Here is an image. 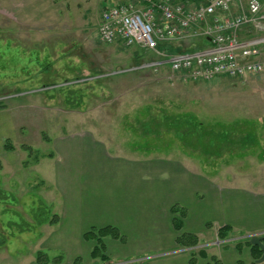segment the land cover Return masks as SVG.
Wrapping results in <instances>:
<instances>
[{
  "label": "rangeland",
  "instance_id": "obj_1",
  "mask_svg": "<svg viewBox=\"0 0 264 264\" xmlns=\"http://www.w3.org/2000/svg\"><path fill=\"white\" fill-rule=\"evenodd\" d=\"M82 1L77 11L85 15L89 26L56 34L65 39L79 36L81 43L66 44L64 49L47 44L43 46L46 53L41 45L12 51L8 43H0V104L4 107L0 110V264H73L74 253H86L85 244L79 242L77 218L67 228L62 221L38 223L49 212L60 213L65 201L78 206L72 189L55 182L56 161L44 157L59 150L66 139L73 144L71 139L83 132L109 142L110 152L121 156L188 155L211 175L216 170L224 179L241 175L242 187L249 177L264 178V71L246 78L220 75L192 82L173 77L168 67L159 71L142 67L155 61L157 52L137 46L99 48L82 42L96 36L104 7L102 0ZM247 1L242 0L245 6ZM105 2V6L115 3ZM8 9V0H0L1 38L9 35ZM77 18L73 19L76 23ZM26 30L18 28L20 33ZM34 30L29 28L25 35H35ZM256 35L264 31H245L242 37ZM57 46L58 54L50 49ZM220 134L228 135L220 138ZM6 136L14 147L11 151L4 148ZM247 138L251 143H245ZM24 147H32L33 152ZM81 150H76L80 151L77 174L87 181L89 174L99 172L91 158L100 153ZM80 209H84L82 204ZM260 231L245 233L240 240L261 242L260 236L249 238ZM130 258L106 264L143 260ZM94 263L104 264L99 260L90 264ZM74 264H80L77 258Z\"/></svg>",
  "mask_w": 264,
  "mask_h": 264
},
{
  "label": "crops",
  "instance_id": "obj_2",
  "mask_svg": "<svg viewBox=\"0 0 264 264\" xmlns=\"http://www.w3.org/2000/svg\"><path fill=\"white\" fill-rule=\"evenodd\" d=\"M105 1L119 0H102L104 6ZM8 5L9 35L0 37V43H8L12 51H27L30 45H41V51L46 53L43 46L47 44L61 45L64 49L66 44L81 43V38L65 39V35H56L59 31L64 32L66 28L80 31L89 26L85 23V15L77 11L81 0H8ZM75 16L76 20L80 16L78 23L73 20ZM100 18L101 15L97 28ZM18 28L27 29L25 33L29 28L35 29L36 34L25 35L18 32ZM82 42H92L99 48L109 47L99 40L98 29L94 38L86 37ZM111 48L122 50L126 47L118 42ZM50 49L56 54L60 50L58 46ZM82 136L85 137L83 144ZM71 140L73 144L67 143L66 139L59 150L57 147V151L44 158L56 161L55 182L58 187L71 188L76 204L84 207L79 210L78 206L65 201L61 214L57 213L60 218L57 224L62 221L66 228L72 225L73 218L78 220L79 242L85 244L86 253H74L73 264L76 258L80 264L98 260L91 256L95 243L87 241L84 235L93 227L106 226L118 228L124 236L123 241L111 237L105 239L106 255L111 261H127L134 256L147 260L149 264H214L212 257L218 258L222 264L255 261L250 245L240 238L245 233L264 231V178L249 177L247 186L242 187L241 175L236 179H224L219 170L211 175L209 170L204 172V166L194 165L188 155L184 158L164 154H154V158L147 154L121 156L110 152L112 150L106 145L109 142L87 132ZM80 148L81 151L100 153L91 158L94 169L99 172L89 174L87 181L80 180L77 174L80 151L76 150ZM89 193H92L93 201L88 206ZM175 205L186 211L182 231L199 238V244L193 248L177 243L179 232L174 226L177 215L172 213ZM225 226L230 228L229 237L223 243L214 244L219 238V229ZM260 246L263 256L256 262L264 264V242Z\"/></svg>",
  "mask_w": 264,
  "mask_h": 264
},
{
  "label": "built area",
  "instance_id": "obj_3",
  "mask_svg": "<svg viewBox=\"0 0 264 264\" xmlns=\"http://www.w3.org/2000/svg\"><path fill=\"white\" fill-rule=\"evenodd\" d=\"M262 8L261 0L246 6L242 0H119L103 7L98 38L157 52V59L142 67H168L183 81L246 78L264 71V35L242 37L245 31L262 34ZM256 236L264 231L249 238Z\"/></svg>",
  "mask_w": 264,
  "mask_h": 264
},
{
  "label": "trees",
  "instance_id": "obj_4",
  "mask_svg": "<svg viewBox=\"0 0 264 264\" xmlns=\"http://www.w3.org/2000/svg\"><path fill=\"white\" fill-rule=\"evenodd\" d=\"M3 105L0 104V110L3 109ZM210 133V132H209ZM253 134V133H252ZM223 135H228V134H220L217 135L218 137H222ZM250 136V135H248ZM251 137V136H250ZM249 137V138H250ZM251 141H254L252 139V137L250 138ZM249 142V139L247 138L245 140V143ZM251 143V142H249ZM4 148L7 151H11L14 149L13 145L11 144L10 139L6 140V143L4 145ZM27 150H30V154L33 152L32 151V147H24ZM1 167V164H0ZM46 213V212H45ZM172 213L176 214L177 217L174 218V226L175 229L179 232V235L177 237V243L179 246L182 247H188V248H193L195 246H197L199 244V238L194 235V234H190V233H186L182 231L183 228V219L186 217V211L182 208H180L178 205H175L172 208ZM48 215H50V217H48ZM47 216H42L43 218L41 220H39L38 223L40 224H57L59 222V215L57 213H53L51 214L49 212ZM26 225V224H25ZM29 226V224H28ZM30 228V226H29ZM27 230V229H25ZM29 230V229H28ZM229 233H230V228L225 226L219 229V239L224 240L226 238L229 237ZM111 237L113 239L116 240H120L123 241L124 240V236L120 233V231L118 230V228L114 227V226H106V227H102V228H91L87 233H85L84 238L87 241H93L95 243L92 252H91V256L93 259H98L99 261L103 262L104 264L109 263L111 261L110 257L106 255V248H105V239ZM261 242H264V236L260 237ZM249 242V241H248ZM261 242H257V243H249L251 250H252V255L254 257L253 262L248 263V264H258L256 261L261 259L263 256V249L260 246ZM212 262L214 264H222L220 262V260L216 257H212ZM48 262V261H47ZM193 263V261H192ZM139 264H149L147 260H142L139 262ZM208 264H212V263H208ZM238 264H246L243 261H239Z\"/></svg>",
  "mask_w": 264,
  "mask_h": 264
}]
</instances>
